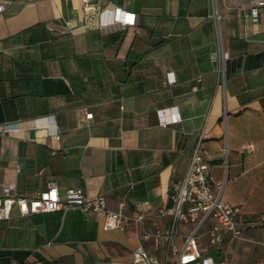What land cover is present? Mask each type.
Wrapping results in <instances>:
<instances>
[{"label": "crops", "instance_id": "obj_1", "mask_svg": "<svg viewBox=\"0 0 264 264\" xmlns=\"http://www.w3.org/2000/svg\"><path fill=\"white\" fill-rule=\"evenodd\" d=\"M256 2L0 0V123L8 125L0 185L14 182L30 198L54 182L63 201L80 187L126 217L106 230L91 210L20 215L14 205L0 220V264H133L138 246L176 264L164 242L143 234L171 223L160 213L199 134L212 184L224 181L223 199L239 207L241 238L223 230L211 244L209 217L197 232L200 257L187 264H264V7L253 21ZM220 41L223 63L210 58ZM193 226L178 223L177 248Z\"/></svg>", "mask_w": 264, "mask_h": 264}, {"label": "built area", "instance_id": "obj_2", "mask_svg": "<svg viewBox=\"0 0 264 264\" xmlns=\"http://www.w3.org/2000/svg\"><path fill=\"white\" fill-rule=\"evenodd\" d=\"M91 2L92 0H81L83 6H89ZM4 7V4L0 3V12ZM259 7H264V0H257L256 5L251 8L253 21L257 20ZM104 14L105 11L101 12L100 16ZM130 15L133 16V13H130ZM133 19L124 17L122 23H134ZM210 58L212 60L217 59L222 63L228 58V53L223 50L221 41L218 50L212 52ZM162 112V110L159 111V113ZM92 115V112H87L85 118L90 119ZM178 119V115H174L168 121L162 119L161 123L165 125L168 122ZM7 131L8 125L0 123V135ZM202 138V134H199L196 139L185 176L182 179L173 181L171 184V206L164 208L160 213L161 215L171 216V223L163 231L157 230L154 234L149 232H144L143 234L144 238L153 235L156 245L164 242L170 252L178 255L176 264L191 263L200 257L197 232L209 217L214 219L208 233L211 244L218 245L222 242L223 237L221 231L223 230L233 239L241 238V230L236 221L239 207L223 199L222 190L224 181H217L212 184L213 178L209 171L210 163L202 151ZM240 147L244 151H251L253 148L250 143H243ZM223 153L226 157V145L223 148ZM0 188V220L10 217L14 205L17 206L20 215L47 213L60 210L62 207L74 206L84 211L91 210L98 216L103 217V228L106 230L122 228L124 220L126 219L121 212L107 209L104 196L87 195L80 187H68L65 190V201L62 200L59 189L54 182L48 183L44 189L30 198L17 195L16 183L14 182L2 183ZM142 219V214L136 215L133 218L136 223L141 222ZM179 222H191L194 223V226L186 236L183 244L177 248L173 244V239L177 233V225ZM166 261H154L141 246H138L133 252V264H167ZM203 263L214 264L211 258H204ZM108 264L123 263L110 261ZM218 264L226 263L220 261Z\"/></svg>", "mask_w": 264, "mask_h": 264}]
</instances>
